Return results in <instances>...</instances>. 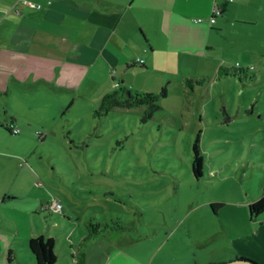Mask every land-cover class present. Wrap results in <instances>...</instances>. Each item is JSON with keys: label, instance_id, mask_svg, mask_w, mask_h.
<instances>
[{"label": "rangeland", "instance_id": "obj_1", "mask_svg": "<svg viewBox=\"0 0 264 264\" xmlns=\"http://www.w3.org/2000/svg\"><path fill=\"white\" fill-rule=\"evenodd\" d=\"M237 1L246 18L233 21L230 8L213 49L163 72L166 94L147 120L145 105L95 114L96 95L62 110L46 97L32 107L18 94L1 100L0 118L18 109L21 131L0 129L8 196L0 203V264H34V232L56 238L57 264H159L173 245L201 241L206 226L248 214L245 200L264 185V0ZM223 63L230 74L217 70ZM235 67L247 71L232 75ZM198 133L199 178L192 169ZM41 201L60 208L42 210ZM211 202L227 205L214 215ZM90 222L123 228L85 240Z\"/></svg>", "mask_w": 264, "mask_h": 264}, {"label": "crops", "instance_id": "obj_2", "mask_svg": "<svg viewBox=\"0 0 264 264\" xmlns=\"http://www.w3.org/2000/svg\"><path fill=\"white\" fill-rule=\"evenodd\" d=\"M243 6L235 0L231 6L219 0H0V102L18 94L32 107L31 100L46 97L62 110L77 97L96 95L102 101L120 84L157 92L164 86L163 72H174L181 57L205 56L228 23L227 11L237 9L233 21H238L245 17L239 15ZM215 7L220 12L211 23ZM5 110L12 126L20 127L18 109ZM4 168L0 163V203L8 197ZM258 197L245 200L244 207ZM222 203L220 208L227 205ZM230 219L206 226L197 243L173 245L170 259L159 264H221L238 258L264 264V213Z\"/></svg>", "mask_w": 264, "mask_h": 264}, {"label": "trees", "instance_id": "obj_3", "mask_svg": "<svg viewBox=\"0 0 264 264\" xmlns=\"http://www.w3.org/2000/svg\"><path fill=\"white\" fill-rule=\"evenodd\" d=\"M223 71L226 74L229 73V67L226 65H222L219 68V71ZM247 71L244 67H235L234 72L232 75H241L245 74ZM195 81L194 78L187 77L185 78L184 82L189 87H193V82ZM196 82L202 83L201 79H196ZM166 94V88L163 87L160 92H144V91H133L125 84H120L119 87L103 96L100 106L95 109V114H106L108 113L113 107H136L145 105L146 108L144 110L143 120H147L148 118L152 117L154 112L161 108L160 103L158 102L160 96ZM0 125L8 130L10 133L12 122L0 120ZM201 134L198 133L196 138L192 144V169L194 175L199 178L203 176V167L204 163V156L201 149ZM40 207L42 210L52 209L50 207V203L44 204L43 202L40 203ZM222 202H211L212 210L217 213L220 206H222ZM249 207V214L252 219L257 218L260 214L264 213V189L261 190V195L248 204ZM53 210V209H52ZM120 229L123 226H110L109 223H93L90 222L88 225L89 233L86 239H90L91 237L97 236L103 232H106L110 229ZM28 245L31 253L34 256V264H57V254L55 252L56 247V238L54 236H48L44 233H38L37 235L31 236L28 238ZM9 258L12 253V249H8ZM248 259V258H245ZM252 260V259H249ZM256 262L255 260H252Z\"/></svg>", "mask_w": 264, "mask_h": 264}, {"label": "built area", "instance_id": "obj_4", "mask_svg": "<svg viewBox=\"0 0 264 264\" xmlns=\"http://www.w3.org/2000/svg\"><path fill=\"white\" fill-rule=\"evenodd\" d=\"M38 6H40V5H38ZM219 12H220V10H219V8L218 7H216V11L214 12V16L211 18V22H214L215 21V15H217V14H219ZM11 127V131H12V133H14V134H18V133H20V128H18V127H16V126H10ZM50 207L53 209V210H58L59 208H60V204H58V203H52L51 205H50Z\"/></svg>", "mask_w": 264, "mask_h": 264}, {"label": "water", "instance_id": "obj_5", "mask_svg": "<svg viewBox=\"0 0 264 264\" xmlns=\"http://www.w3.org/2000/svg\"><path fill=\"white\" fill-rule=\"evenodd\" d=\"M236 262H242V263H246V264H258L257 262H254L252 260L245 259V258H238V259H236L234 261L221 263V264H233V263H236Z\"/></svg>", "mask_w": 264, "mask_h": 264}]
</instances>
